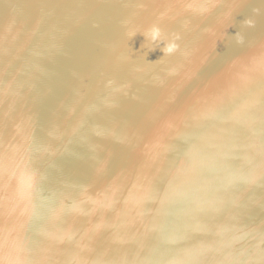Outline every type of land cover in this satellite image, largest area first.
<instances>
[{"label": "water", "instance_id": "obj_1", "mask_svg": "<svg viewBox=\"0 0 264 264\" xmlns=\"http://www.w3.org/2000/svg\"><path fill=\"white\" fill-rule=\"evenodd\" d=\"M0 264H264V0H0Z\"/></svg>", "mask_w": 264, "mask_h": 264}, {"label": "clouds", "instance_id": "obj_2", "mask_svg": "<svg viewBox=\"0 0 264 264\" xmlns=\"http://www.w3.org/2000/svg\"><path fill=\"white\" fill-rule=\"evenodd\" d=\"M170 50V49H169Z\"/></svg>", "mask_w": 264, "mask_h": 264}]
</instances>
